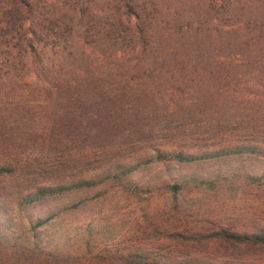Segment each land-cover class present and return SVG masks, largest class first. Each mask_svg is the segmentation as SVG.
<instances>
[{
  "label": "trees",
  "instance_id": "1",
  "mask_svg": "<svg viewBox=\"0 0 264 264\" xmlns=\"http://www.w3.org/2000/svg\"><path fill=\"white\" fill-rule=\"evenodd\" d=\"M125 56L132 64L102 65ZM235 89L255 97V105L242 112ZM157 103L167 111L160 132L139 122L156 121L158 113L150 111ZM263 103L264 0H0V257L12 264L66 259L39 241L40 227L53 213L26 220L19 213L12 223L5 201L16 211L106 182L126 184L127 191L132 185L136 194L139 186L126 175L141 160L186 164L243 149L264 155ZM185 105L209 109L203 132L210 138L247 133L249 143L204 144L197 134L203 125L193 135L173 118L167 121ZM119 132L130 142H114ZM76 142H84L87 159L76 154ZM133 147L137 154L120 155ZM261 178L247 180L256 185ZM159 187L176 211L185 180ZM172 233L181 238L186 230ZM234 235L264 247V227ZM124 262L168 264L144 251L127 253Z\"/></svg>",
  "mask_w": 264,
  "mask_h": 264
},
{
  "label": "rangeland",
  "instance_id": "2",
  "mask_svg": "<svg viewBox=\"0 0 264 264\" xmlns=\"http://www.w3.org/2000/svg\"><path fill=\"white\" fill-rule=\"evenodd\" d=\"M120 55L121 53H117L116 57L119 58ZM129 58H111L103 61L102 65L115 67L120 63L132 64L133 60L130 58L129 61ZM195 96L196 93L191 95ZM255 99L252 95L235 89L234 103L240 102L242 112L254 106ZM261 106L264 107V103ZM152 108L151 113H158L156 121L152 117L139 122H148L149 126L151 124L155 131L160 132V125L168 124L164 119L167 111L160 103ZM189 109L194 111L193 117L188 116ZM208 110L198 112L196 107L185 105L178 117L168 116L167 121L173 118L174 123L182 124L187 133L191 131L193 135L199 124L203 125L201 133L197 134L204 144L214 143L217 146L235 141L249 143L247 133L231 132L222 138H210L208 133L203 132L208 121L203 113L212 115ZM144 134L143 137H146L147 134ZM261 140L260 144L264 145V137ZM120 141L130 142L122 132L114 137V142ZM76 146V150L80 151H76L80 160L87 159L86 150H81L85 147L84 142H76ZM135 148H125L120 155H130L133 151L137 154ZM23 154L36 165V157L30 155L29 149H25ZM249 175L264 178L262 153L243 149L196 159L186 164L141 160L140 165L126 175L130 182L139 186L136 194L132 191V185H129L130 189L127 191L126 184L122 186L106 182L91 188L49 196L16 211L12 210L15 206L7 201L3 205L12 223L14 219H19V213L25 220L26 217H45L53 213V217L40 227L38 235L45 250L66 257L56 264H126L125 255L136 251H144L159 259V262L168 264H264V247L247 244L229 236L251 234L264 227V179L259 181L261 184H249ZM181 178L185 180L187 188L177 197L182 205L173 211L171 200L164 195L159 185ZM80 198L84 199L77 206L63 209ZM181 227L185 228L186 235L180 238L172 231ZM11 228L10 223L5 225L4 233L7 234ZM86 239L87 245L84 246ZM101 248L106 252H97ZM82 253L86 254L85 257H80ZM87 253L93 257L92 260H86ZM113 254L116 258L108 261L107 257ZM97 255L101 257L95 258ZM0 264L12 263L3 254Z\"/></svg>",
  "mask_w": 264,
  "mask_h": 264
}]
</instances>
